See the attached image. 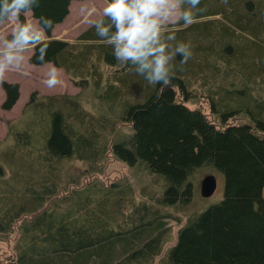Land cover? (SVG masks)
Wrapping results in <instances>:
<instances>
[{
	"label": "trees",
	"instance_id": "obj_1",
	"mask_svg": "<svg viewBox=\"0 0 264 264\" xmlns=\"http://www.w3.org/2000/svg\"><path fill=\"white\" fill-rule=\"evenodd\" d=\"M72 1L40 0L32 15L50 18L54 27ZM198 9L191 25L181 21L166 29L175 32L173 45L189 44L192 52L187 63L179 55L170 62L167 85L149 84L134 66L118 62L94 24L74 41L46 32L44 62L36 59L39 45H32V64L53 63L79 87L92 85L108 110L130 124V133L116 136L112 121L83 118L84 109L71 99L54 109L55 97L31 101L34 111L47 107L48 118H31L12 132L10 160L38 162L49 173L45 179L23 172L13 183L0 163V240L33 216L23 224L24 251L11 264L151 261L167 233L160 207L191 205V177L203 167L224 174L223 199L181 228L168 264H264V0H200ZM20 20L26 22L24 13ZM2 88L3 109H12L19 85L6 81ZM238 116L242 121L230 122ZM21 150L26 155L17 160ZM107 154L142 166L163 187L137 200L127 179L109 186L50 179L66 160L98 164Z\"/></svg>",
	"mask_w": 264,
	"mask_h": 264
},
{
	"label": "rangeland",
	"instance_id": "obj_2",
	"mask_svg": "<svg viewBox=\"0 0 264 264\" xmlns=\"http://www.w3.org/2000/svg\"><path fill=\"white\" fill-rule=\"evenodd\" d=\"M107 0H74L70 3L69 14L66 18L55 25L51 31L50 39H61L74 41L86 29L90 28L95 22L101 19L102 9L106 5ZM26 22L36 23L37 19L33 17L32 12L24 13ZM14 21H7L0 24V40L10 38L14 28ZM45 33L43 39H48ZM34 51L32 45L25 52V61L19 68L10 69L2 82H0V163L5 168V177L20 183L22 173L29 172L33 177L40 176L48 178V170L46 165L38 162L34 164H21L18 161L10 160L9 149L14 142L12 132L17 129H24L30 122L31 118H48L47 107H39L38 111L30 109V103L37 100L36 104L46 101L50 97H55L52 108L61 106L60 102H66L67 99L79 102L85 111L83 118H105L112 121L115 126L114 134H129L130 124L120 122L117 115L108 110V106L104 105L97 97L95 89L92 85L81 88L76 81L72 79L63 68L55 66L53 63L44 65H34L30 62V57ZM55 67L59 70L60 83L53 88H49L45 81L49 70ZM17 83L19 85V99L12 109H3V103L6 99V92L2 88L3 82ZM34 96L35 98H33ZM56 101V103H55ZM191 105V103H190ZM63 108V107H62ZM204 110L208 112L207 106ZM233 118L230 122H240L241 116ZM43 120V119H42ZM118 121V122H117ZM45 121H43L44 123ZM11 128V134H10ZM23 131V130H22ZM109 134L108 129L104 135ZM113 134V135H114ZM26 155V151L18 152V159ZM103 163H92L70 159L63 162L62 171H53L54 175H50V179L56 180L59 176L71 178L80 181L85 185L89 182L99 180L101 183L109 186L113 183L127 179L133 186L135 198L143 200L145 197H152L163 187V180L149 172L145 171L142 166L131 167L124 162L118 161L111 154H107ZM101 170L100 173L95 172ZM14 176V178H13ZM214 177L217 181L215 191L212 195L205 197L203 190V182L206 178ZM195 195L191 205L188 207H160L163 214V220L166 224L167 233L164 236V245L158 256L151 261L143 264H168V252L177 243L178 233L191 218L200 211L207 209L211 205L217 204L224 196L225 176L212 167H203L194 173L191 177ZM63 195V194H62ZM264 196V192H263ZM49 204V202L47 203ZM32 215L24 216L17 221L14 227L2 237L0 240V263L11 264L17 259L18 253L24 251L27 239L23 224L29 221ZM121 221V220H120ZM124 225L123 220L121 221ZM125 260H128L126 258ZM133 264H141L135 262Z\"/></svg>",
	"mask_w": 264,
	"mask_h": 264
},
{
	"label": "clouds",
	"instance_id": "obj_3",
	"mask_svg": "<svg viewBox=\"0 0 264 264\" xmlns=\"http://www.w3.org/2000/svg\"><path fill=\"white\" fill-rule=\"evenodd\" d=\"M40 0H0V24L14 21L10 38L0 40V82L12 68H19L25 61L30 45H39L36 59L44 62L47 44L46 32L52 30L53 21L41 16L36 23L23 22L21 14L34 12ZM200 0H107L102 16L94 27L96 34L112 46L118 62L132 65L137 74L149 84L167 85L171 81L170 62L175 56L187 63L192 55L190 45L183 42L173 45L175 32L166 31L169 25L194 22ZM202 11V10H200ZM59 70L52 67L46 85L60 83Z\"/></svg>",
	"mask_w": 264,
	"mask_h": 264
},
{
	"label": "water",
	"instance_id": "obj_4",
	"mask_svg": "<svg viewBox=\"0 0 264 264\" xmlns=\"http://www.w3.org/2000/svg\"><path fill=\"white\" fill-rule=\"evenodd\" d=\"M216 184H217V181L214 177L212 178H206L203 182V190L205 191L204 192V196L205 197H208L210 195H212L215 191V188H216Z\"/></svg>",
	"mask_w": 264,
	"mask_h": 264
},
{
	"label": "bare ground",
	"instance_id": "obj_5",
	"mask_svg": "<svg viewBox=\"0 0 264 264\" xmlns=\"http://www.w3.org/2000/svg\"><path fill=\"white\" fill-rule=\"evenodd\" d=\"M4 228V227H3Z\"/></svg>",
	"mask_w": 264,
	"mask_h": 264
}]
</instances>
